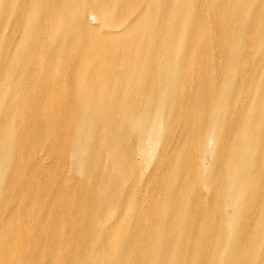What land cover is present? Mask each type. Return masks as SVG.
Masks as SVG:
<instances>
[{
    "label": "bare ground",
    "instance_id": "6f19581e",
    "mask_svg": "<svg viewBox=\"0 0 264 264\" xmlns=\"http://www.w3.org/2000/svg\"><path fill=\"white\" fill-rule=\"evenodd\" d=\"M9 3L0 264H264V0Z\"/></svg>",
    "mask_w": 264,
    "mask_h": 264
},
{
    "label": "rangeland",
    "instance_id": "374dc122",
    "mask_svg": "<svg viewBox=\"0 0 264 264\" xmlns=\"http://www.w3.org/2000/svg\"><path fill=\"white\" fill-rule=\"evenodd\" d=\"M32 3H31V8L30 10L23 14V16L25 17L26 19V30L27 29H31V28H35V25L36 23H38L39 21V15L38 17L36 18V12L40 13V10L36 9V3H35V0H30ZM25 3V2H24ZM24 5H22L21 3L18 4V7H19V10H21V8L23 7ZM81 9V6L78 5L76 6V12L78 10ZM17 12L12 10L11 9V6H10V3H9V0H0V36L4 39L8 38V32L11 31L12 29L16 32L22 22H21V19H18L17 17L19 16L18 14H16ZM105 13V16L106 18H108L112 13H114V10L112 8H109L107 11L104 12ZM17 27V28H16ZM66 31L67 29L64 27V30H61L60 26L57 24H55V37H54V42L57 41L58 37L60 34H66ZM24 35H26L27 39L30 37V33L25 31V32H22L21 34V38L23 39L24 38ZM31 68H29L30 70ZM19 78V75H18V71L15 69L12 74H11V79H12V82H11V79L8 80V82L10 83V85L12 83H14L17 79ZM26 79L22 78V82L24 83ZM6 93V92H5ZM4 95V93H3ZM3 100H1V103H0V106L2 104ZM36 141V140H35ZM34 141V142H35ZM33 146V145H32ZM21 155L23 156H28L27 154L25 153H21ZM3 160H0V162H2ZM27 163V162H26ZM59 167L62 168V165L59 164ZM0 187L2 188L3 187V179L1 180V184H0ZM20 210H26V203L24 204L23 208L20 209ZM29 218V219H28ZM27 218V220H24V221H31L33 219V217L31 215H29V217ZM19 222V221H17ZM94 227V225H93Z\"/></svg>",
    "mask_w": 264,
    "mask_h": 264
}]
</instances>
